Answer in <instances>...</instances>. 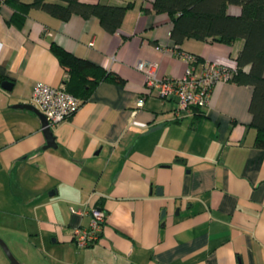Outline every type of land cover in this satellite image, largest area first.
<instances>
[{
    "label": "crops",
    "instance_id": "1",
    "mask_svg": "<svg viewBox=\"0 0 264 264\" xmlns=\"http://www.w3.org/2000/svg\"><path fill=\"white\" fill-rule=\"evenodd\" d=\"M82 1L133 5L112 33L95 16L62 20L34 7L17 26L12 8L0 7V237L22 264H264V148L254 145L252 88L218 81L205 107L176 114V98L148 89L134 67L145 60L158 77H178L181 52L196 57L197 70L234 66L242 41L177 45L171 18L151 10L152 0ZM51 41L124 81H101L52 127L56 146L42 148L37 115L12 104L31 103L37 81L65 82ZM91 207L106 218L98 239L77 247L72 228L88 226ZM0 264H11L1 246Z\"/></svg>",
    "mask_w": 264,
    "mask_h": 264
},
{
    "label": "trees",
    "instance_id": "2",
    "mask_svg": "<svg viewBox=\"0 0 264 264\" xmlns=\"http://www.w3.org/2000/svg\"><path fill=\"white\" fill-rule=\"evenodd\" d=\"M5 3L13 10L9 21L17 26L23 24L25 14L34 7L62 20L72 14L84 18L95 16L109 33L118 29L126 10L133 5V2L108 4L82 0H5ZM230 6H237L238 13L231 12ZM151 10L164 12L171 18L170 37L177 45L188 38L225 44L242 41L235 57V69L228 80L252 88L248 110L250 124L256 131L254 145L264 148V0H152ZM49 47L66 70L63 83L66 90L81 102L101 81H124L117 73L76 56L54 41ZM3 77L0 67V80ZM194 111L197 113V109Z\"/></svg>",
    "mask_w": 264,
    "mask_h": 264
},
{
    "label": "built area",
    "instance_id": "3",
    "mask_svg": "<svg viewBox=\"0 0 264 264\" xmlns=\"http://www.w3.org/2000/svg\"><path fill=\"white\" fill-rule=\"evenodd\" d=\"M5 0H0V7L5 6ZM186 63L184 73L178 77H158L155 73V64L145 60H138L134 67L144 74L145 86L155 88L161 98L175 97L177 102L176 114L182 110L203 108L208 104L214 84L218 81L228 80L234 66L205 62L199 70L196 69V57L189 52H181ZM144 95H141L136 104L141 106ZM31 103L42 111L49 126L68 119L80 106L81 100L66 90L64 84L51 86L45 82L37 81L32 86ZM79 213L83 211L78 210ZM90 220L88 226H74L72 238L77 247H85L99 237L106 213L97 207L89 210Z\"/></svg>",
    "mask_w": 264,
    "mask_h": 264
},
{
    "label": "water",
    "instance_id": "4",
    "mask_svg": "<svg viewBox=\"0 0 264 264\" xmlns=\"http://www.w3.org/2000/svg\"><path fill=\"white\" fill-rule=\"evenodd\" d=\"M1 86L5 89H11L12 87V82L10 80H2L1 81ZM12 107L14 108H25L28 109L30 111H32L34 114L37 115V117L40 120V124H41V131L44 135L45 138V144L42 146V148H47V147H55L56 143H55V137L52 131V128L49 126L48 124V120L45 116V114L39 110V108L37 106H35L33 103L30 102H16L12 104ZM159 126H154L151 127L147 130V132H150L156 128H158ZM146 132V133H147ZM0 246L2 247V249L4 250L7 258L9 259V261L11 262V264H22L11 252L10 248L8 247L7 243L0 237Z\"/></svg>",
    "mask_w": 264,
    "mask_h": 264
}]
</instances>
